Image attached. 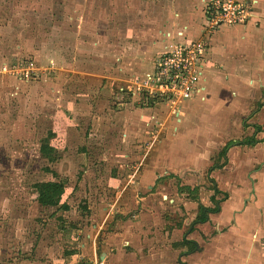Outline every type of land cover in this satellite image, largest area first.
I'll list each match as a JSON object with an SVG mask.
<instances>
[{"label": "rangeland", "instance_id": "rangeland-1", "mask_svg": "<svg viewBox=\"0 0 264 264\" xmlns=\"http://www.w3.org/2000/svg\"><path fill=\"white\" fill-rule=\"evenodd\" d=\"M260 2L264 9V0ZM159 3L162 6V0H0V264L101 262L100 251L91 256L79 244L88 239L85 232L92 234L89 217L94 206L110 207L115 198L116 192L102 184L111 172L113 147L122 150L124 145L111 135L96 138L93 118L97 106L111 101L141 106L134 95H121L120 85L114 88L106 75L140 76L151 67L157 54L151 13ZM18 62H33L38 75L25 80L3 71ZM120 82L126 85V78ZM233 83L215 99H197L182 126L183 138L208 139L211 162L219 169L216 177L229 183L221 188L228 196L238 194L240 208L248 200L256 206L264 237V85L256 79L254 85L243 79ZM71 121L79 125L66 126ZM250 137L259 141L239 143ZM195 178L187 180L197 181L195 189L188 196L187 189L182 191L183 197L212 205L211 182L206 176ZM45 181L64 186L55 206L37 201L35 185ZM245 183L246 191L240 189ZM215 198L221 200L222 194ZM115 210L112 218L118 219ZM96 216L102 218V211ZM112 220L96 232V241L111 230ZM261 242L264 255V238ZM148 256L147 251L123 255L131 264H148Z\"/></svg>", "mask_w": 264, "mask_h": 264}, {"label": "crops", "instance_id": "crops-1", "mask_svg": "<svg viewBox=\"0 0 264 264\" xmlns=\"http://www.w3.org/2000/svg\"><path fill=\"white\" fill-rule=\"evenodd\" d=\"M253 2V13L245 25L224 26L211 38L214 65L205 71L201 81L206 94L204 101L218 96L224 86L227 89L228 85L234 86L236 79H243L248 85L256 79L261 86L264 85V9H260V0ZM200 3V0H162V6L159 3L157 9H153L154 53L161 48L160 31L174 32L185 24L193 36L197 35L203 21ZM106 77L110 78L115 88L116 84L122 85L120 79L132 76L110 74ZM239 84L240 81L235 85ZM233 91L227 93L233 94ZM197 99L203 100L196 97L183 102L179 120L169 119L152 141L150 133L154 126L151 127L149 121L160 108H141L126 101H111L110 105L104 103L105 108L96 107L93 134L96 138L107 135L120 138V144L124 145L122 150L113 147V153L110 149L109 154H113L111 172L102 184L116 192L115 198L110 207L104 203H98L93 209L89 206L93 210L89 217L92 234L85 232L88 239L82 238L79 244L81 251L91 256L100 251L99 264H131L124 261L123 255H134V252L140 251L149 253L148 264H264V255L261 254L264 237H261L262 225L254 213L256 206H250L251 201L248 200L240 208L238 194L228 196L221 188L220 185L227 186L229 183L216 177L219 169L211 162L212 150L207 138H183L185 131L182 126L185 118L198 105ZM75 125L79 124L71 121V125L66 126ZM86 130L85 127L84 134ZM223 148L222 157L228 150L227 147L223 152ZM104 156L100 155L99 159ZM98 173L102 174L100 170ZM194 175L195 179L206 176L213 192L214 187L219 190L214 198L216 194H222L217 202L218 211L209 213L206 221L195 224L192 222L199 206L213 207L214 201L211 199L213 193L208 196L212 205L185 197L196 187L193 183L197 181L187 182ZM100 188L106 189L104 186ZM240 189L246 191L248 184H242ZM182 191L186 193L184 197ZM224 193L227 195L225 199ZM171 195H174L173 198ZM232 197L233 200L228 201L227 198ZM180 205L184 206L185 212ZM113 207L119 214L118 219L112 218ZM101 211L103 217L98 218L96 214ZM110 218L113 219L111 230H106L105 237L96 241L93 236L107 228L106 221ZM184 238L195 243L192 250H188L190 245L182 243ZM34 261L27 260L24 264H37L32 263Z\"/></svg>", "mask_w": 264, "mask_h": 264}, {"label": "built area", "instance_id": "built-area-1", "mask_svg": "<svg viewBox=\"0 0 264 264\" xmlns=\"http://www.w3.org/2000/svg\"><path fill=\"white\" fill-rule=\"evenodd\" d=\"M200 2L203 21L197 35L193 36L185 24L174 32L160 31L162 44L151 67L145 74L128 78L126 85L119 86L120 91L134 95L141 108H160L149 121L151 127L154 126L150 138H157L169 119L179 120L183 102L196 97L205 98L201 81L205 71L214 65L211 55L213 34L224 26L245 25L255 3L253 0ZM3 71L27 80L37 76L39 68L33 62L25 65L18 62L3 67Z\"/></svg>", "mask_w": 264, "mask_h": 264}, {"label": "trees", "instance_id": "trees-1", "mask_svg": "<svg viewBox=\"0 0 264 264\" xmlns=\"http://www.w3.org/2000/svg\"><path fill=\"white\" fill-rule=\"evenodd\" d=\"M256 142V139L250 137L245 139L244 141H240L239 143L242 144H254ZM231 142L227 143L224 148L223 152L225 149L230 145ZM36 191H37V201L44 206H55L59 203L61 195L64 191V186L61 182L59 181H45V182H38L36 185ZM213 196H211V199L214 201V206L213 207H206L203 205L199 206V210L197 212V215L195 219L193 220L192 223H198V222H204L208 219V215L211 212L218 211V204L217 202L219 201L218 199L214 198V194L218 193V189L216 187L213 188ZM226 194H223V199L226 198ZM183 244L190 245L188 250H192L195 246V243L191 240L188 239H183L182 240Z\"/></svg>", "mask_w": 264, "mask_h": 264}]
</instances>
